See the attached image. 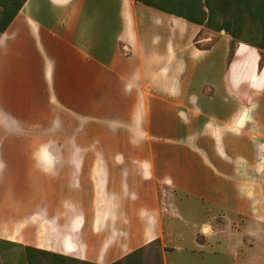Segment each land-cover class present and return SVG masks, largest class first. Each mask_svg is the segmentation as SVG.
Segmentation results:
<instances>
[{"label": "crops", "instance_id": "0c3cea01", "mask_svg": "<svg viewBox=\"0 0 264 264\" xmlns=\"http://www.w3.org/2000/svg\"><path fill=\"white\" fill-rule=\"evenodd\" d=\"M198 31L137 0H25L0 34V179L23 174L52 217L48 247L41 223L21 242L108 264L163 241L182 198L205 208L198 244L260 218L264 64Z\"/></svg>", "mask_w": 264, "mask_h": 264}, {"label": "rangeland", "instance_id": "374dc122", "mask_svg": "<svg viewBox=\"0 0 264 264\" xmlns=\"http://www.w3.org/2000/svg\"><path fill=\"white\" fill-rule=\"evenodd\" d=\"M15 1L19 0H0V19L10 12ZM164 4L170 9L180 10L186 7L193 12L198 22L183 19L199 27L198 34L193 38L195 44L203 43L196 41L204 36L211 37V40L204 42L206 44L225 36L232 46L241 42L238 51L246 56L248 67L255 65L252 48L259 53V68L263 66L264 0H164ZM251 76L254 80L257 79L254 73ZM13 169H8L0 179V264H95L73 255L51 252L21 242L19 229L23 232V238H35L34 234L38 233V245L48 247L46 224L52 213L46 210L45 195L37 197L27 186L28 180H24L23 174L12 177L9 173ZM91 198L85 196L82 201L89 203L92 202ZM37 204L41 206L38 207ZM176 208L174 215L164 218L163 241L123 253L120 258H115L108 264H264L263 199L260 218L253 219V211L251 217L250 214H230V219L222 226H219L220 222L214 223V227L219 226V231L206 243L199 239V244L193 240V231L196 230L193 224L203 219L204 206L192 198H182L177 200ZM42 209H45L44 214ZM246 211L250 212L247 207ZM86 214L90 225L93 212L91 210ZM37 223L45 225L40 226L41 229L36 233ZM169 224L174 225V229H166ZM77 227L78 223L74 224V228ZM90 229L93 232L94 228ZM80 238L83 241L86 239L84 234ZM65 251L74 253L69 245Z\"/></svg>", "mask_w": 264, "mask_h": 264}, {"label": "trees", "instance_id": "16d2710c", "mask_svg": "<svg viewBox=\"0 0 264 264\" xmlns=\"http://www.w3.org/2000/svg\"><path fill=\"white\" fill-rule=\"evenodd\" d=\"M137 1L143 2L147 5H151V6L157 8L161 11H164V12H167L170 14H175L179 17L185 18L188 21L198 22L195 15L193 14V12L190 11L189 9H187L186 7L184 9L175 10V9H170L166 4H164V0H137ZM180 1H183V0H180ZM24 2H25V0L15 1L13 3V6H12V9L10 10V12H8L3 18L0 19L1 20V22H0V34L6 29V27L11 22V20L15 16V14L19 11V9L21 8V6ZM247 6H249V3L247 4ZM261 63H263V62H261Z\"/></svg>", "mask_w": 264, "mask_h": 264}]
</instances>
